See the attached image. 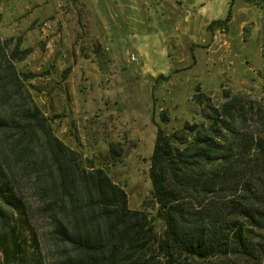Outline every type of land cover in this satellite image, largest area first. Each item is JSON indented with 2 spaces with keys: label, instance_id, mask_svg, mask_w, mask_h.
Masks as SVG:
<instances>
[{
  "label": "trees",
  "instance_id": "1",
  "mask_svg": "<svg viewBox=\"0 0 264 264\" xmlns=\"http://www.w3.org/2000/svg\"><path fill=\"white\" fill-rule=\"evenodd\" d=\"M243 1L264 10V0ZM22 56L0 39V249L6 259L23 254L22 228L36 242L42 234L48 264L262 258L256 253L264 235V102L227 91L217 103L200 92L203 122L170 132L158 127L149 170L153 216L131 209L107 170L55 134L15 68ZM107 156L116 164L120 153L112 145ZM35 264L44 263L39 257Z\"/></svg>",
  "mask_w": 264,
  "mask_h": 264
},
{
  "label": "rangeland",
  "instance_id": "2",
  "mask_svg": "<svg viewBox=\"0 0 264 264\" xmlns=\"http://www.w3.org/2000/svg\"><path fill=\"white\" fill-rule=\"evenodd\" d=\"M0 14V39L24 55L15 68L55 134L107 170L131 209L155 216L158 127L203 122L196 94L264 102V10L243 0H0ZM34 240L20 229L23 254L0 249V264H48L42 234ZM257 241L262 258L235 264H264Z\"/></svg>",
  "mask_w": 264,
  "mask_h": 264
}]
</instances>
